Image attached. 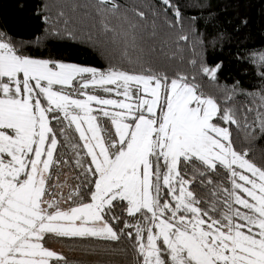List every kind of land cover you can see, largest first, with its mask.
Returning a JSON list of instances; mask_svg holds the SVG:
<instances>
[{
    "label": "snow or ice",
    "instance_id": "1",
    "mask_svg": "<svg viewBox=\"0 0 264 264\" xmlns=\"http://www.w3.org/2000/svg\"><path fill=\"white\" fill-rule=\"evenodd\" d=\"M213 5L39 0L31 39L0 24V264H72L64 240L110 264H264V50L255 84L221 82ZM80 46L97 62L57 54Z\"/></svg>",
    "mask_w": 264,
    "mask_h": 264
},
{
    "label": "trees",
    "instance_id": "2",
    "mask_svg": "<svg viewBox=\"0 0 264 264\" xmlns=\"http://www.w3.org/2000/svg\"><path fill=\"white\" fill-rule=\"evenodd\" d=\"M38 3L39 0H0V24L18 33L20 39H31L40 31L39 22L33 15ZM213 6L219 10V22L209 31L219 29L226 35L208 49L209 62H223L221 82L239 80L245 87L255 84L253 67L246 57L252 51L264 50V0H214ZM242 19H247V26L241 27ZM57 54L77 63L97 62V57L87 46L61 48ZM52 245L62 248L72 264H110L112 259L104 253L109 245L103 241L64 240Z\"/></svg>",
    "mask_w": 264,
    "mask_h": 264
},
{
    "label": "rangeland",
    "instance_id": "3",
    "mask_svg": "<svg viewBox=\"0 0 264 264\" xmlns=\"http://www.w3.org/2000/svg\"><path fill=\"white\" fill-rule=\"evenodd\" d=\"M52 247H54L57 251L62 252L63 254L65 253L64 250L56 245H51Z\"/></svg>",
    "mask_w": 264,
    "mask_h": 264
}]
</instances>
